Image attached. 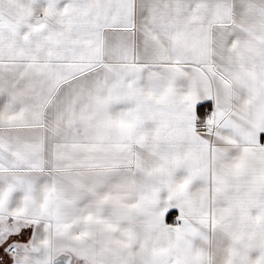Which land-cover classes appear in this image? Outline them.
<instances>
[{"label":"snow or ice","instance_id":"obj_1","mask_svg":"<svg viewBox=\"0 0 264 264\" xmlns=\"http://www.w3.org/2000/svg\"><path fill=\"white\" fill-rule=\"evenodd\" d=\"M0 264H264V0H0Z\"/></svg>","mask_w":264,"mask_h":264}]
</instances>
